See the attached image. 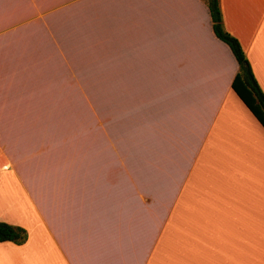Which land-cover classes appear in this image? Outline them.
Masks as SVG:
<instances>
[{"label":"crops","instance_id":"obj_1","mask_svg":"<svg viewBox=\"0 0 264 264\" xmlns=\"http://www.w3.org/2000/svg\"><path fill=\"white\" fill-rule=\"evenodd\" d=\"M67 2H110L85 21L112 24L95 53L113 71L127 61L111 86L125 139L108 160L54 157ZM218 8L264 95V0ZM237 72L206 0H0V222L27 234L0 243V264H264V129L231 88Z\"/></svg>","mask_w":264,"mask_h":264},{"label":"rangeland","instance_id":"obj_2","mask_svg":"<svg viewBox=\"0 0 264 264\" xmlns=\"http://www.w3.org/2000/svg\"><path fill=\"white\" fill-rule=\"evenodd\" d=\"M65 13H55L56 38L55 53V110L59 112L54 119L55 139L53 153L55 159H61L65 154L71 156L82 153L85 157L95 158L101 154L104 160L110 159L112 140L123 144L125 135V120L119 119V127L123 132L113 130L114 120L111 117V86L112 81L120 78L126 81L127 61L123 58L121 70L113 71L110 54H96L101 49V38L96 37L107 32L110 35L112 24H86V17L94 18L112 10L110 2H67ZM87 4L88 10L83 11ZM79 6V7H78ZM77 7V8H76ZM75 8V9H74ZM83 16V22L79 19ZM103 28V31L98 29ZM50 32V30H49ZM103 32V33H102ZM64 37V38H62ZM73 38L76 40H70ZM29 40H21L22 46ZM105 41V40H104ZM99 43V46L97 45ZM30 46V45H29ZM70 48H69V47ZM109 47V44H106ZM49 50L53 53L52 43ZM61 50V51H59ZM109 52V48L107 49ZM61 52V53H60ZM47 61L45 78L53 72V56ZM55 63V62H54ZM52 81V75L50 76ZM57 100V101H56ZM60 110V111H57ZM125 142V141H124ZM108 149V150H107Z\"/></svg>","mask_w":264,"mask_h":264},{"label":"trees","instance_id":"obj_3","mask_svg":"<svg viewBox=\"0 0 264 264\" xmlns=\"http://www.w3.org/2000/svg\"><path fill=\"white\" fill-rule=\"evenodd\" d=\"M206 6L214 36L228 47L238 65V72L231 82V88L264 129V95L253 78L238 42L222 29L218 0H206ZM70 40L76 39L70 38L68 44ZM26 239L24 229L0 222V243L10 242L19 246L24 244Z\"/></svg>","mask_w":264,"mask_h":264}]
</instances>
